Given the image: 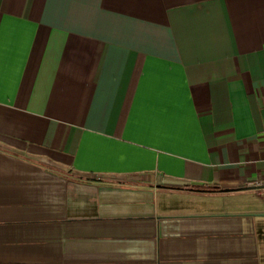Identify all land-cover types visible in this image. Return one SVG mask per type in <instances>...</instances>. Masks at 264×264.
I'll return each instance as SVG.
<instances>
[{
  "label": "crops",
  "instance_id": "0c3cea01",
  "mask_svg": "<svg viewBox=\"0 0 264 264\" xmlns=\"http://www.w3.org/2000/svg\"><path fill=\"white\" fill-rule=\"evenodd\" d=\"M0 264H264V0H0Z\"/></svg>",
  "mask_w": 264,
  "mask_h": 264
}]
</instances>
